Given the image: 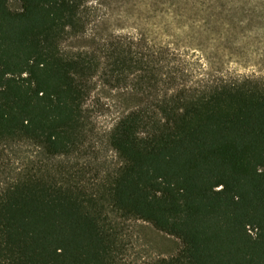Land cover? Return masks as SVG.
I'll return each mask as SVG.
<instances>
[{
    "label": "trees",
    "instance_id": "obj_1",
    "mask_svg": "<svg viewBox=\"0 0 264 264\" xmlns=\"http://www.w3.org/2000/svg\"><path fill=\"white\" fill-rule=\"evenodd\" d=\"M102 5L0 0V264H264V0Z\"/></svg>",
    "mask_w": 264,
    "mask_h": 264
},
{
    "label": "rangeland",
    "instance_id": "obj_2",
    "mask_svg": "<svg viewBox=\"0 0 264 264\" xmlns=\"http://www.w3.org/2000/svg\"><path fill=\"white\" fill-rule=\"evenodd\" d=\"M103 13H105L107 21L105 29L107 32L136 33L146 31L157 37L158 41H167L168 38L161 36L163 31L161 28L166 22V6L169 0H102ZM9 6L13 10L19 9V3L10 1ZM102 12V11H101ZM76 43V42H74ZM73 43V44H74ZM226 69L232 72L243 73L248 71L235 62L225 65ZM110 99H115L114 91L104 92ZM114 113L105 112L101 117L102 126L110 124ZM140 238L138 243H145L153 255H169L178 250L180 242L174 237L166 235L155 230L150 225H142L140 228Z\"/></svg>",
    "mask_w": 264,
    "mask_h": 264
}]
</instances>
